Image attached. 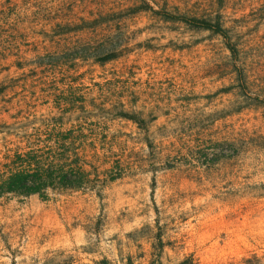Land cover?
Returning a JSON list of instances; mask_svg holds the SVG:
<instances>
[{"label": "rangeland", "instance_id": "rangeland-1", "mask_svg": "<svg viewBox=\"0 0 264 264\" xmlns=\"http://www.w3.org/2000/svg\"><path fill=\"white\" fill-rule=\"evenodd\" d=\"M143 3L219 15L245 88L220 37L130 12ZM113 47L104 65L38 66ZM0 86V170L74 94L83 108L68 106L64 127L98 133L95 165L120 174L101 198L0 197V264H264V0H0Z\"/></svg>", "mask_w": 264, "mask_h": 264}, {"label": "trees", "instance_id": "trees-1", "mask_svg": "<svg viewBox=\"0 0 264 264\" xmlns=\"http://www.w3.org/2000/svg\"><path fill=\"white\" fill-rule=\"evenodd\" d=\"M146 10L158 15L165 22L180 23L188 29L208 31L220 37L233 62L235 79L241 88H245V73L239 63L240 51L232 41V37L228 29L224 27L219 15L211 18L171 14L167 11L154 10L147 3L130 9V12L135 14ZM97 23L98 21L93 20L87 24ZM72 30H81V27L74 26ZM121 55L122 51L117 47L92 53H88L84 49L82 51H65L43 56L42 58H47L49 61L40 60L38 66H46L53 70L58 67V59L67 58L70 61L92 58L95 63L104 65L116 60ZM3 91L4 87L0 86V95ZM62 102L64 105H60V103L57 105L59 116L42 117L38 122L37 119L32 120L30 130L23 131L19 135L24 142V148L16 149L9 161L2 165L0 197L4 195L37 196L46 200L50 193L89 190L94 191L101 198V192L107 183L120 178L116 166L101 171L95 165V161L101 159L96 148L98 133L88 132L81 123L68 128L64 127L66 124L65 114L69 112L66 111L68 106H71L74 111L82 110L83 107L80 105L82 98L75 97L73 94L71 100ZM117 116L136 124L143 123L135 115L126 112L123 106ZM251 259H246V261H251ZM98 264L110 263L101 260ZM177 264H192V261L185 259Z\"/></svg>", "mask_w": 264, "mask_h": 264}]
</instances>
